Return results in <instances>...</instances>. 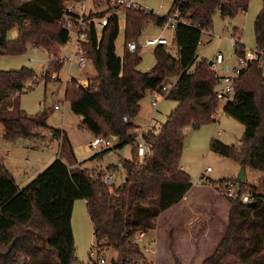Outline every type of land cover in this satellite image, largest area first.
<instances>
[{
    "label": "trees",
    "instance_id": "obj_1",
    "mask_svg": "<svg viewBox=\"0 0 264 264\" xmlns=\"http://www.w3.org/2000/svg\"><path fill=\"white\" fill-rule=\"evenodd\" d=\"M65 0H0V57L22 56L27 48L41 49L52 62L43 76L44 82L62 68L57 62L60 49L68 43L69 34L59 24ZM249 0H172L186 24L173 30L174 54L168 46L154 47V66L141 73L138 48L134 53L124 49L122 58L115 55L118 19L109 17L99 32L90 29L82 50L89 58L94 77L88 88L76 79L66 82L64 100L72 114L81 118L78 128L92 137H115L112 149L93 154L90 161L102 158L111 150L131 146V156L120 159V167L108 171L124 174L119 186L109 190L102 183L103 171L91 173L77 166L72 145L66 135L47 125L45 109L28 116L20 108V97L27 81L35 72L23 67L0 71V127L3 139L14 142L39 136L46 130L59 142L60 154L26 186L19 188L4 164L0 163V264H82L75 257L71 216L74 202L85 201V209L93 230L94 243L103 250H113L110 264H146L143 246L136 242L138 233L147 234L156 226L157 218L177 205L192 187L190 176L180 166L184 146L182 129H198L214 122L219 100L215 78L207 59L197 60L201 34L211 32L212 17L233 19L247 11ZM124 43L137 42L143 26L163 23L141 9L124 13ZM16 29L14 39L8 33ZM255 49L264 52V0L253 23ZM245 47L237 42L234 54L244 55ZM33 51V50H32ZM263 62L252 61L236 80L235 93L224 105L222 113L244 128L237 145L224 144L211 138L209 149L244 169L261 174L256 185L246 180L226 179L210 182L213 188L234 181L240 193L251 200L227 199V225L210 255L200 264H264V74ZM173 83L165 95L177 105L164 123L141 133L150 153L138 157L133 123L140 101L148 91L159 93ZM124 118L128 122L123 121ZM206 179L201 175L199 180ZM207 180V179H206ZM169 251L174 264H180Z\"/></svg>",
    "mask_w": 264,
    "mask_h": 264
},
{
    "label": "rangeland",
    "instance_id": "obj_2",
    "mask_svg": "<svg viewBox=\"0 0 264 264\" xmlns=\"http://www.w3.org/2000/svg\"><path fill=\"white\" fill-rule=\"evenodd\" d=\"M137 2L141 7L157 11L161 4L168 9L171 6L172 0H137ZM261 6L262 0H249L247 11L237 14L233 19L222 18L216 13L212 17L211 32H203L201 34V45L197 47L196 51L197 60H210L217 53L223 54L224 57L228 59L232 52L230 43L231 38L235 41L239 40L246 50H254L255 40L253 23ZM124 25L125 17L124 15H119L118 36L114 42L115 55L119 58H122L124 54ZM160 32L159 26L155 25L153 22H148L143 26L137 42L142 44L144 39L156 37ZM16 35L17 31L13 29L8 33L7 38L11 40L14 39ZM163 37L168 41V47L170 48L169 52L174 54V47L172 44L173 31L166 30L163 33ZM70 49L71 46L69 44L64 45L57 55V62H63V56H65ZM153 50L154 47L140 48V63L136 67L137 71L145 73L152 69L154 66ZM46 59V52L41 49H37L36 52H33L31 47H28L26 53L22 56L0 57V71L19 70L26 67L35 72V77L25 84L24 92L20 97V108L28 116H33L42 109H45L48 113L47 124L52 128L62 127L66 129L72 137L71 143L77 163H86L90 161L89 159L93 156V153H88L85 150V144L90 142L92 138L87 136L89 134L88 132L78 128V116H75L72 112H70V115L68 114V109L66 108L67 104H65V108L60 111H54L53 106L62 101L68 103L64 100V89L68 80L88 79V81H90L94 77V71L91 66L81 71L76 66L65 61L59 72L55 73L56 78L52 81L44 82L43 76L46 69L43 65ZM262 70L264 74V66H262ZM154 97L158 104L156 111L152 106ZM176 105L177 104L171 100H165L162 95L147 91L140 101V110L133 123H136L135 125H137L139 129H144L146 125L148 126L151 119H154L158 123H164V120L170 112L174 110ZM224 105L223 102L218 104L219 112L218 115L214 116V122L204 124L198 129H192L184 133L185 141L180 165L184 168L185 173L190 176L192 184L202 183L209 185V183L213 181L217 182L229 178L236 179L239 165L237 166L236 163L215 154L209 149V141L211 138L220 140L224 144L237 145L242 137L244 131L243 126L222 113ZM38 131H40L39 136L32 138L36 141L18 139L14 142L2 140L0 143V158H3V160H0V163L7 164L11 171L15 173L22 171L26 172V176L30 178L29 180H33L38 174L45 170L47 167L46 164L54 161L56 159L55 153L58 154V142L53 140L50 142L52 145L47 147L50 137L49 133L44 130ZM41 133L44 134V138ZM30 147L34 148L30 149ZM5 150L8 151L6 155ZM119 152H122V158L128 159L131 156V146L128 145L121 151L111 150L101 159H94L96 160L94 164H100L102 166L91 168L90 172L97 173L105 169L107 170L108 167H110L108 165H116L119 161ZM58 156L63 162L68 164L63 154H60V148ZM94 164L89 165V167H93ZM68 165L71 167L70 164ZM207 168L211 169L209 173H205ZM114 174V185L119 186L124 180V174L120 169H118V172H114ZM246 174L247 182L251 185H256L257 180L261 177L260 173L251 169H246ZM201 175H204L207 180L204 179L200 181L199 178ZM71 228L74 237L75 257L78 262L83 264L87 261L88 250L94 241L92 225L86 213L84 200L80 199L74 202ZM213 242L214 235L210 237L209 240L197 244L199 254L203 252V254H205L209 252V250H212L214 246ZM105 254L107 264H110L111 259L116 257V253L110 249L106 250Z\"/></svg>",
    "mask_w": 264,
    "mask_h": 264
},
{
    "label": "built area",
    "instance_id": "obj_3",
    "mask_svg": "<svg viewBox=\"0 0 264 264\" xmlns=\"http://www.w3.org/2000/svg\"><path fill=\"white\" fill-rule=\"evenodd\" d=\"M141 9L145 13H151L153 16L162 17L163 23L159 27L161 32L156 37H148L143 40V43L128 42L124 43V49L129 53H134L138 48L156 47L158 45L168 46V41L163 37V33L166 30L173 31L177 25L186 24L185 20L180 18L177 11H172L171 6L167 9L162 4L157 11L151 10L146 7H141L137 0H65L63 3L62 16L59 19V24L62 28L68 32L69 40L66 45H70L71 49L63 56V62L67 61L73 66H76L79 70L84 71L91 66L89 58L82 50V43L87 42V33L90 29L96 32L101 31L108 23V18L119 15H124L126 10ZM163 11V12H162ZM239 40L235 41L230 39L232 52L231 56L226 59L223 54L217 53L208 62V68L213 73L215 78L216 96L220 102L227 104L233 98L236 87V80L240 75L242 69L247 63L252 61H259L264 63V52L262 50H246L244 49V55L238 56L234 54L233 48ZM201 45V41L199 43ZM36 52V49H32ZM54 58H50L47 55V59L44 62L45 69L48 64L53 61ZM32 60V59H30ZM55 79V74L51 76ZM82 88H88L91 80H77ZM173 83H169L166 87H163L159 93L164 98L168 89L172 87ZM152 106H157V100L154 97L152 100ZM54 109H58L57 105ZM219 108L215 110L214 116L218 115ZM213 116V117H214ZM125 123L128 122L127 118H124ZM146 126L144 129L136 130L134 132V148L138 157L148 155L151 151L150 146L142 139L141 133L149 129ZM190 126L184 127L183 132H189ZM3 139L2 129H0V143ZM115 144L111 138H105L102 136L92 137L91 141L85 144V150L88 153H99L107 149H112ZM121 151V150H118ZM119 161L115 165L116 168L120 167V159L122 158V152L118 153ZM58 158V156L56 157ZM210 168L205 170V173H209ZM113 171L104 170L102 175V183L106 188L112 190L115 184V176ZM216 192L225 197L226 199L240 198L241 202L247 204L250 202L251 197L247 193H240L237 184L234 181H226L225 183L216 186ZM143 233H138L136 236V242L142 245ZM147 250L143 247V253L146 256ZM83 264H107V258L105 250L101 249L96 243H92L88 250L87 261Z\"/></svg>",
    "mask_w": 264,
    "mask_h": 264
},
{
    "label": "crops",
    "instance_id": "obj_4",
    "mask_svg": "<svg viewBox=\"0 0 264 264\" xmlns=\"http://www.w3.org/2000/svg\"><path fill=\"white\" fill-rule=\"evenodd\" d=\"M76 80H80V79H76ZM65 104H67L66 108L68 109V114L70 115L71 112L70 106L68 103H65L64 101L57 104L58 109H54V106H56L54 105L53 110L60 111L61 109L65 108ZM80 121L81 118L78 117L77 120L78 124H80ZM160 124L162 123H158L154 119H151L148 126H150V128L153 127L156 128ZM55 129H58L61 132L66 133L71 143L72 137L70 136L69 132L66 131V129L62 127L61 128L58 127ZM39 132L40 131H38V133ZM41 135L42 137L44 136L43 133H41ZM87 136L89 138L90 137L92 138L90 134H88ZM30 140L36 141L35 139H30ZM53 140L55 139H52L50 136L48 140L49 143L47 142L48 143L47 147L52 145V143L50 142ZM33 148L34 147L32 148L30 147V149ZM57 149L59 154V142L57 145ZM5 151L4 152L6 155L8 151L7 150ZM55 154H56L55 157H57L58 154L57 153ZM0 160H3V158H0ZM95 161L96 160L88 161L83 164L77 163V166H81L82 168H86V169L95 168L96 166H102L100 164L98 165L94 164ZM52 162H48V163L46 162L47 163L46 166H49ZM92 164H94V166L89 167V165ZM4 166L6 167L8 172L13 176L19 188L26 186L30 181H32L29 180L30 178L28 176H26V172L22 171L15 173L11 171L10 167L7 164H4ZM108 166H113V165H108ZM180 166L181 169L184 171L182 165ZM239 167L240 166H238V168ZM244 174H245V179L247 181L246 169H244ZM228 209H229V205L227 199L219 195L216 192L215 188H213L211 185L202 184V183L192 184V187L187 192L185 197L181 200V202H179L177 205L167 209L162 214H160L159 217L157 218L155 228L149 233L144 234L142 246L145 247V249L148 251L145 256V263L174 264L169 251L170 244H172V252L180 264H200L204 258H206L208 255L211 254L215 245L222 237L225 227L227 225ZM213 235H214V242H213L214 246L212 247V250H209V252H206L205 254H203L204 253L203 252L202 253L203 255L199 254L197 244L209 240V238L212 237Z\"/></svg>",
    "mask_w": 264,
    "mask_h": 264
},
{
    "label": "water",
    "instance_id": "obj_5",
    "mask_svg": "<svg viewBox=\"0 0 264 264\" xmlns=\"http://www.w3.org/2000/svg\"><path fill=\"white\" fill-rule=\"evenodd\" d=\"M112 140L115 141L116 138L115 137H112ZM236 180L239 181V182H244L246 180L245 179L244 167L243 166H240L239 167V171H238V174L236 176Z\"/></svg>",
    "mask_w": 264,
    "mask_h": 264
}]
</instances>
